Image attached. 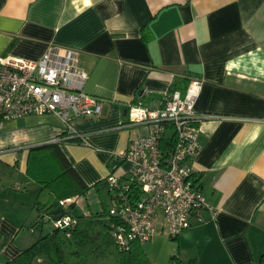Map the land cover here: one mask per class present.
Here are the masks:
<instances>
[{
	"label": "crops",
	"instance_id": "crops-1",
	"mask_svg": "<svg viewBox=\"0 0 264 264\" xmlns=\"http://www.w3.org/2000/svg\"><path fill=\"white\" fill-rule=\"evenodd\" d=\"M52 46L76 52L86 74L80 89L101 101V114L72 121L87 143L67 138L51 113L0 126V264L32 243L21 228L36 219L37 202L48 199L26 174L32 156L59 167L46 148L58 145L91 187L76 195L72 207L93 213L90 201L99 203L103 190L109 192L106 177H122L129 169L124 161L113 168L114 159L131 138L145 133L142 126L117 128L127 120L128 105L141 99L157 107L163 93H184L191 78L203 81L194 106L201 148L193 158V178L215 214L202 212L204 222L192 218L172 238L170 254L179 264H260L264 0H0V57L38 60ZM155 232L163 235L160 217Z\"/></svg>",
	"mask_w": 264,
	"mask_h": 264
},
{
	"label": "built area",
	"instance_id": "built-area-1",
	"mask_svg": "<svg viewBox=\"0 0 264 264\" xmlns=\"http://www.w3.org/2000/svg\"><path fill=\"white\" fill-rule=\"evenodd\" d=\"M76 55L71 48L52 46L38 60L0 57V126L26 115L51 113L63 123L67 138H81L87 143L72 121L99 117L101 101L80 89L86 74L77 66ZM202 84L201 79L191 78L184 93H163L157 107L137 99L127 107L126 122L117 127L145 129L115 158L129 164L125 175L111 173L105 179L112 199L108 213L116 219L112 237L120 250H127L133 242L149 241L159 217L170 238L189 228L192 218L204 222V211L214 217L215 209L206 203L193 178V158L201 148V118L194 106ZM168 127L174 132V143L165 157L162 142ZM77 198L59 201L64 213L51 219L54 226L74 223L67 212L78 203Z\"/></svg>",
	"mask_w": 264,
	"mask_h": 264
},
{
	"label": "trees",
	"instance_id": "trees-1",
	"mask_svg": "<svg viewBox=\"0 0 264 264\" xmlns=\"http://www.w3.org/2000/svg\"><path fill=\"white\" fill-rule=\"evenodd\" d=\"M173 143L174 132L168 127L162 142L165 157ZM46 148L55 155L60 166L46 162L44 156H32L26 170L29 177L41 184L42 191L48 192L45 203L37 202L36 219L27 225L29 231L35 234V240L1 264H153L142 243L133 242L127 250L117 247L112 237L116 219L109 215L105 206L98 212L75 215L71 205L67 215L74 219V223L62 228L54 226L51 219L55 216L59 201L77 194L84 195L91 187L75 173L58 145ZM117 163L114 159V166ZM101 184L98 182L93 187L98 189ZM109 193L111 195L110 190ZM49 223L52 227L47 229ZM172 261L179 264L175 256H172ZM259 263L264 264V254Z\"/></svg>",
	"mask_w": 264,
	"mask_h": 264
},
{
	"label": "rangeland",
	"instance_id": "rangeland-1",
	"mask_svg": "<svg viewBox=\"0 0 264 264\" xmlns=\"http://www.w3.org/2000/svg\"><path fill=\"white\" fill-rule=\"evenodd\" d=\"M102 196L103 198H99V203L96 202L94 199L90 201L93 212H96L98 209L101 210L104 206L108 208L109 206L112 205L111 195L109 194L108 191H106V189L103 190ZM72 197H77V196L73 195ZM79 197L77 198L78 200L80 199ZM83 205H84L83 208L86 209L87 208L86 203H83ZM73 209L75 210L76 214H81L79 206ZM28 224H26L23 228H21L22 229L21 233L25 235V238L26 236H28L29 240L33 242L35 240V234L29 231V229L27 228ZM51 227L52 224L49 223L47 224L46 228L50 229ZM160 233L161 232H159V234H156L155 232L149 241L143 243V247L156 264H174V262L172 261V256L170 254V251H172V249L175 248L176 241L168 237L166 232L163 231V235H160Z\"/></svg>",
	"mask_w": 264,
	"mask_h": 264
},
{
	"label": "water",
	"instance_id": "water-1",
	"mask_svg": "<svg viewBox=\"0 0 264 264\" xmlns=\"http://www.w3.org/2000/svg\"><path fill=\"white\" fill-rule=\"evenodd\" d=\"M57 213H59L58 216H54L53 219H57L58 217H60V216L63 215L64 212H63V210H62L61 207H58V208L55 210L54 214H57Z\"/></svg>",
	"mask_w": 264,
	"mask_h": 264
}]
</instances>
